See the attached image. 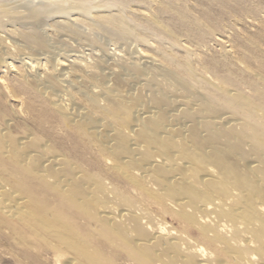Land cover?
I'll return each mask as SVG.
<instances>
[{
  "label": "bare ground",
  "instance_id": "6f19581e",
  "mask_svg": "<svg viewBox=\"0 0 264 264\" xmlns=\"http://www.w3.org/2000/svg\"><path fill=\"white\" fill-rule=\"evenodd\" d=\"M67 12L0 0L3 75L16 73L47 100L73 143L62 153L31 136L6 145L0 133V152L12 156L0 162V215L16 222L9 229L24 242H54L47 249L60 264H264V60L255 69L238 61L239 76L214 70L217 83L185 69L211 85L193 91L114 37L113 15L97 26L123 41L116 49L72 25L79 45L57 38L46 20ZM88 145L98 171L93 160L83 171L68 159Z\"/></svg>",
  "mask_w": 264,
  "mask_h": 264
},
{
  "label": "rangeland",
  "instance_id": "374dc122",
  "mask_svg": "<svg viewBox=\"0 0 264 264\" xmlns=\"http://www.w3.org/2000/svg\"><path fill=\"white\" fill-rule=\"evenodd\" d=\"M2 1L14 2L22 8L50 3L52 6L68 10L67 13L70 14H63L62 18L50 16L46 21L52 26L57 38L68 36L69 39H66L74 46L79 45V38L69 32L67 26L70 25L75 30L89 32L91 38L99 42L104 41L106 45L115 44L114 38L106 37L97 26L104 24L102 16L113 15L107 20L117 21L115 27L111 25L114 37L116 35L126 39L135 46V50L157 60L173 77L189 83L193 91L201 92L210 89L211 85L200 86L186 75L185 69L191 68L198 76H205L206 80L217 83L213 76L216 71H218L216 76L220 77H226L228 73L239 76L238 70L242 69V64L238 61H247L249 66L255 69L258 62L264 60V0ZM23 10L19 9V11ZM72 10L80 17L72 14ZM76 18L73 24L71 19ZM216 39L228 43L224 45ZM120 40H114L116 46L112 49H116L120 43L119 46L123 44ZM71 41L75 42L71 43ZM227 45L231 46L234 57L232 53L231 55L225 53ZM3 72L5 70L0 66V133L6 134L5 140L8 141L6 145L12 138L31 136L34 140L48 141L55 152L59 149L63 151L62 153L67 152L73 143L68 140L69 130L63 125L61 114L40 95L25 89L21 76L16 73L3 75ZM81 80L85 83L90 82L87 77ZM245 95L251 97V94L245 93ZM81 104L85 106L86 103ZM4 123L7 124L4 126ZM88 147L89 153L78 151L74 158L68 159L78 164L83 171L88 169L85 162L93 160V169L98 171L102 165L101 157L96 153L97 147L90 145ZM7 153L0 152V162L9 163L12 156ZM115 185L123 193L132 194L128 185L124 183ZM48 199L50 202L53 200L52 196ZM7 222L16 226L15 221H9L0 215V264H60L54 254L47 249L53 246L54 242L46 238L32 237H28L25 242L21 241L14 235L13 230L9 229ZM79 224L82 225L83 221ZM117 264L126 263L118 260Z\"/></svg>",
  "mask_w": 264,
  "mask_h": 264
}]
</instances>
